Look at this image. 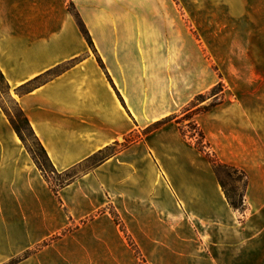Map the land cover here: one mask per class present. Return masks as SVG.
Wrapping results in <instances>:
<instances>
[{"label":"crops","instance_id":"1","mask_svg":"<svg viewBox=\"0 0 264 264\" xmlns=\"http://www.w3.org/2000/svg\"><path fill=\"white\" fill-rule=\"evenodd\" d=\"M178 12L175 0H0V71L59 173L181 114L214 84ZM195 120L218 159L245 171L244 214L174 120L56 196L0 107V264L26 252L17 264H141L112 211L147 264H264L253 109L225 99Z\"/></svg>","mask_w":264,"mask_h":264},{"label":"rangeland","instance_id":"2","mask_svg":"<svg viewBox=\"0 0 264 264\" xmlns=\"http://www.w3.org/2000/svg\"><path fill=\"white\" fill-rule=\"evenodd\" d=\"M176 13L183 21L189 36L191 57L199 53L205 59L207 80L223 84L224 100L237 99L253 109L255 127L264 134V0H175ZM15 97L0 82V101L12 115H17ZM213 101L209 98L199 107ZM185 110V109H184ZM28 133L27 131H25ZM122 142V140L120 141ZM28 145L38 152L32 139ZM40 160L49 170L52 185L64 175L53 174L45 160ZM220 177L235 199L242 192L243 178L228 168L220 169ZM31 252L23 253L4 264H17Z\"/></svg>","mask_w":264,"mask_h":264},{"label":"trees","instance_id":"3","mask_svg":"<svg viewBox=\"0 0 264 264\" xmlns=\"http://www.w3.org/2000/svg\"><path fill=\"white\" fill-rule=\"evenodd\" d=\"M68 9L73 13L75 18L77 19L78 25H79L82 33L86 37L89 45L92 47L93 43L91 41L89 33H88L87 29L85 28L83 22L81 21L79 15L75 11V8H74L72 3L68 4ZM97 60L100 64V66L102 68H104V65H103L101 59L99 57H97ZM0 82L4 83L7 91L10 92L9 84L7 83V81H6L4 75L2 74L1 71H0ZM24 88H25V90H28V86H25ZM209 98H213V101L210 102L208 105H205L203 107H199L198 104H195V102H197V101H201L200 103L205 102ZM14 101H15V105H16L17 111H18L17 115L12 116L7 111V109L4 107V105L2 104L1 101H0V107H1L2 111L4 112V114L6 115L7 119L9 120L13 130L16 133V135L18 136V138L21 140V142L23 143V145L27 149L28 153L30 154L31 158L33 159L34 163L36 164L37 168L40 170L43 177L45 178V180L47 181V183L49 184V186L51 187V189L53 190V192L55 193L56 196L58 195V190L60 188H62L63 186H65L68 182H70L81 169H83L87 166H93V165H96V164L102 162L103 160H105L106 158H108L112 154L116 153L117 151L129 146L132 142L143 138L146 134H148L151 131L159 128L163 124L174 120L178 124L179 130H180L182 136L191 140L193 142L195 148H197L200 152L204 153L205 156L207 157L209 163L211 164V166H212V168H213V170L217 176V179L221 185V188L223 190V193H224L229 205L234 210L238 211L240 214H244L245 211L247 210V205L245 204V198L244 197H245V191H246L247 184H248V178H247L245 171L241 168L236 167V166L226 164V163H224L218 159V157L215 155V153L210 150L209 143L205 139V135H204L203 131L197 125L196 120H195V117L198 114L207 112L210 109H212L213 107L221 104L224 101L222 82H218L215 86H213L208 91V93H200V94L196 95L190 101L189 105L185 108V110L181 114L171 115V116L165 117L159 121H156L153 124L146 127L145 129H143L141 131V133H136L135 135L125 137L123 142H118V141L114 142L112 145L107 146L102 150H99L97 153H95L94 155L89 157L84 162L83 165L69 169V170L62 172V173H59L55 169V167H54L53 163L51 162L49 156L47 155L43 145L41 144L39 138L36 136L33 128L31 127L29 120L26 117L25 113L23 112V110L21 109V107L17 103V101L16 100H14ZM25 131H27L28 133H26ZM29 139H32L34 141V144L38 148V152L33 150V148L28 145ZM40 157H42L45 160V162L48 164V166L51 169L50 170L51 173L58 174V175H64V176H67L68 178L65 180L58 179V183L56 185H52V183L49 181V178H48L49 170H48L47 166L40 160ZM222 168H228V169L230 168L234 171H237L240 173L241 177L243 178V188H242V192L238 195V199H235V197H233V195H231L229 193V191L226 188L225 182L221 179L220 169H222ZM111 213H112V216L114 218L115 223L125 233L127 240L129 242V245L133 249L135 255L140 259L141 264H147L145 259L142 257L141 253L139 252L137 246L135 245V243L131 239V237L126 233V230H125L122 222L118 218L117 214L114 211H112Z\"/></svg>","mask_w":264,"mask_h":264}]
</instances>
